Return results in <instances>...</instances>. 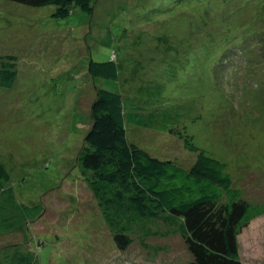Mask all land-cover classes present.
<instances>
[{"label":"rangeland","instance_id":"374dc122","mask_svg":"<svg viewBox=\"0 0 264 264\" xmlns=\"http://www.w3.org/2000/svg\"><path fill=\"white\" fill-rule=\"evenodd\" d=\"M259 1L182 0L179 11L175 0H94L93 16L78 12L55 20L51 7L0 0V49H13L20 62V79L0 91V163L10 173L8 187L17 202L43 206L42 222L29 220L26 239L37 247L34 239L48 237L50 243L38 250L41 259L49 258L46 264H61L59 253L63 264H193L180 236L116 246L82 180L76 160L90 129L94 83L121 92L117 81H92L91 59L119 61L122 82L135 81L138 88L123 84L126 97L158 102L157 108L172 115L180 109L167 107L185 101L191 112L185 125L195 144L226 162L245 197L264 205V102L253 104L249 95L223 88L233 80L242 91L247 84L243 73L252 79L251 89L261 82L258 76L264 78V65L258 70L256 57L248 60V45L235 38L244 24L264 28ZM195 25L202 28L206 44H194L199 36ZM230 59L239 61L231 65L236 74L229 76ZM218 75L228 83L218 84ZM141 135L147 136L141 146L153 154L188 161L196 157L177 135L147 128ZM20 233L13 238H21ZM77 233L73 243L72 236L66 237ZM48 234L63 236L62 250ZM83 234L89 238L80 245ZM6 239L0 233V245ZM238 239L243 264H264V215L242 229Z\"/></svg>","mask_w":264,"mask_h":264},{"label":"trees","instance_id":"16d2710c","mask_svg":"<svg viewBox=\"0 0 264 264\" xmlns=\"http://www.w3.org/2000/svg\"><path fill=\"white\" fill-rule=\"evenodd\" d=\"M7 1L36 9L51 7V17L55 20H66L78 12L93 16L95 11L94 0ZM175 1L174 8L183 10L184 6L179 2L182 0ZM259 8L264 12V0L259 1ZM239 28L241 33L235 38L243 41L237 44L248 45V60L256 57L258 70H262L264 28L255 30L248 24ZM193 30L199 31V36L192 39L194 44H206L202 28L195 25ZM159 33L154 32L155 35ZM13 51L10 48L5 51L0 49V91L11 89L18 77L20 79L19 57ZM238 61L230 59L229 76L236 74L231 65ZM238 67L235 65L234 68ZM88 73L93 82L97 78L117 81L121 91L97 87L94 83L96 94L91 105L90 129L76 160L82 180L92 192L115 245L126 249L135 240L144 244L150 238L164 240L180 236L193 257V264H243L239 234L264 215V205L255 204L245 197L226 162L212 157L195 144L185 125L191 119L185 101L179 100L181 103H175L179 105L167 107L169 110L180 109L172 115L164 108H157L158 102L126 97L123 84L134 91L138 88L135 81L122 82L123 71L116 58L102 62L91 59ZM243 74L247 84L243 85L242 91L241 88L237 91L232 76L227 87L223 86L224 90H233L231 93L237 95L243 92L251 97L245 98L253 100V104L262 105L264 78L261 80L258 76L261 82L254 89L251 86L252 90L248 88L252 79ZM260 75L264 76V70ZM220 77L223 75H218V84L228 83L225 75L223 80ZM146 128L177 135L184 148L196 154L195 159L183 160L182 156L169 158L166 156L170 154L156 155L157 152L153 154L144 149L141 145L147 136L141 133ZM10 180L9 171L0 163V233L7 235L6 242L0 245V264H46L49 258L41 259L38 250L50 243L48 237L34 239L37 247L32 245L30 238L26 239V230H30L29 220L42 222L45 216L43 206L30 207L18 203L14 190L8 187ZM58 230L62 232L61 227ZM18 233L22 234L21 238H13ZM78 235L67 234L66 237L69 239L72 236L74 240H69L73 243ZM34 236L38 235L34 233ZM55 237L50 236L54 239L52 244L60 248L64 238L59 234ZM88 238L83 234L77 241L81 245ZM57 255L63 264L62 253Z\"/></svg>","mask_w":264,"mask_h":264}]
</instances>
